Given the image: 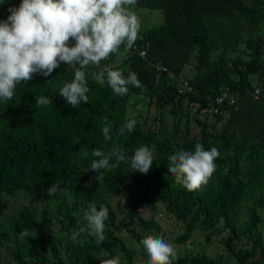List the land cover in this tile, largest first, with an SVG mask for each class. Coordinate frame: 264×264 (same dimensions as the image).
<instances>
[{"label": "trees", "instance_id": "1", "mask_svg": "<svg viewBox=\"0 0 264 264\" xmlns=\"http://www.w3.org/2000/svg\"><path fill=\"white\" fill-rule=\"evenodd\" d=\"M20 3L21 0H0V21L6 20L9 9L18 8ZM136 5L159 10L163 16L161 23L138 34L134 45L146 47L144 56L120 47L128 52L124 76L135 72L143 88L129 86V93L120 97L114 95L107 82L98 84L85 70L90 89L88 103L82 101L73 108L58 92L60 86L74 78V72L61 62L47 77L35 73L31 80L22 81L10 101H0V209L5 207L3 195L17 190L29 194L31 202L49 201L52 196L47 190L57 182L78 202L87 235L82 243L71 245V264H101L99 255L111 256L115 252L123 264H134L131 249L114 228H126L139 243L150 235L145 232L152 225L141 217L143 207L154 209L161 202L167 213L184 224L176 238L179 243L190 238L196 225L206 232V241L221 222L229 232L223 240L228 257L188 252L178 256L173 264H264V240L255 231L261 221L257 208L264 206V194L256 196L264 181V37L257 35L261 27L264 30V0H137ZM240 41L251 52L248 59L229 56L228 52L236 51ZM74 43L70 41L69 46ZM154 63L163 64L174 78L167 71H157ZM188 63H192L193 71L188 80L196 91L179 94L175 78ZM248 74H257L255 85L250 83ZM223 84L236 91L238 98L212 114L222 119V112L227 111L218 142L212 143L209 125L197 119L201 126L199 136L179 134L175 126L172 132L177 140L172 144L161 114L156 116L157 130L143 127L136 120L132 132L118 134L125 123L121 114L123 98L132 92L156 94L161 106L173 104L174 112L185 98L199 101V112L206 106L207 96L217 94ZM256 86L260 88L257 98L251 94ZM40 96L53 103L37 107L36 97ZM104 117L112 125L111 140L104 139ZM197 143L205 150L217 148L220 155L208 183L201 190L189 192L169 173L168 157L175 149L194 151ZM113 145H119L129 158L136 148L155 145L154 161L147 174L130 170L125 163L105 173L102 184L107 191L124 193L117 202L123 212L120 225H116L117 215L110 203L100 194L98 181L92 179L97 173L89 169L96 159L92 151L108 152ZM62 203L70 231H77L74 207ZM89 203H95L98 209L104 205L109 211L105 240L99 245L86 228L84 211ZM241 208H245L247 216L238 223ZM134 223L142 230L131 227ZM6 224H0V248L11 250L12 261L6 264H45L40 253L46 248L53 258L50 264H67L59 254L52 231L54 223L46 208H42L38 218L28 209H20L7 218ZM24 229L36 231L37 237L21 240L19 234ZM242 236L250 238L252 244L237 247L236 241Z\"/></svg>", "mask_w": 264, "mask_h": 264}, {"label": "clouds", "instance_id": "2", "mask_svg": "<svg viewBox=\"0 0 264 264\" xmlns=\"http://www.w3.org/2000/svg\"><path fill=\"white\" fill-rule=\"evenodd\" d=\"M137 0H21L18 8L9 9L10 15L0 21V101H10L17 86L41 73L49 76L64 62L74 72L71 82L58 88L59 94L68 104L77 108L83 101L88 103L86 67H99L102 61L117 53L123 45L132 49L139 38L141 21L131 10ZM74 46H69L70 41ZM78 65V66H77ZM98 84L107 85L114 95L124 97L129 86L143 88L135 72L125 77L121 70L105 65L95 75ZM53 103L46 96L36 97V105ZM140 107V106H138ZM137 124L135 119L127 120L118 129V134L132 132ZM102 129L105 140H111L112 125L104 117ZM155 145H142L129 158L119 145L108 151L95 149V157L89 169L97 173L92 179L101 185L105 173L117 168L120 163L130 170L147 174L154 161ZM87 155V153H85ZM220 153L212 147L205 150L200 143L194 151L181 149L168 157L169 173L187 191L201 190L216 171L215 160ZM115 161L110 163V161ZM91 187V181L87 185ZM60 190L57 182L47 190L49 196ZM124 203V200L122 201ZM109 217L108 208L89 203L84 211L88 234L96 238L99 245L105 240V221ZM55 235L57 229L52 227ZM38 233L24 229L19 238H36ZM79 231H73L71 240L77 242ZM147 253V264H173L178 259L174 246L163 237L147 235L139 242ZM101 264H121L118 256L103 258Z\"/></svg>", "mask_w": 264, "mask_h": 264}, {"label": "rangeland", "instance_id": "3", "mask_svg": "<svg viewBox=\"0 0 264 264\" xmlns=\"http://www.w3.org/2000/svg\"><path fill=\"white\" fill-rule=\"evenodd\" d=\"M247 1L250 2L252 0ZM130 7L141 21L140 30L156 26L163 20L162 13L159 10L141 7L136 4ZM257 35L259 37H264V30L262 27L258 30ZM245 40L246 35L243 36V41ZM127 56L128 52L125 49H120L117 53L112 54L108 58L110 61H102L99 67L90 64L85 70L93 77V79H95V75L98 71H101L105 65H111L114 69L121 70L123 73L126 69ZM189 77L190 75L187 76L185 74L180 77H176V85L179 83L178 80L189 79ZM123 99L124 104L121 107V114L125 122L130 119H135L139 121L141 126L151 127L152 129L157 130L159 121L156 119V116L161 114V120L164 124L165 131L167 132L169 140L172 144H174L177 140L172 132L175 126L177 127L179 134L199 136L201 126L197 119L205 121L209 125V128L211 129L210 135L212 143L218 142L219 140L220 131L222 130V124L220 122L221 119L214 117L209 111L204 110V108L197 112L200 105L199 101H192L185 98L182 100V103L176 112H174L173 104L161 106L157 100L156 94L149 96L143 93L133 94L132 92L129 97ZM174 147L175 146H173V148ZM175 153L176 149L173 154ZM97 187L100 194L110 203L111 207L115 211L117 215L116 225H120L123 212L119 211L117 202L124 198V193L108 192L105 186L103 184L100 185L99 182L97 183ZM29 199L30 195L21 190L14 191L11 194H4L2 202L5 207L0 209V224L3 227H6L7 218L12 214L17 213L20 209H28L35 215V217L38 218L42 208H46L52 217L54 227L57 229V232L55 233V240L58 246L59 254L65 263L71 264V245L80 244L87 238V235L83 231L85 229V225L82 222V213L78 202L70 193L61 188L51 197L49 201L39 200L31 202ZM63 201H65L68 206L74 207L72 214L77 222V231L81 233V235L77 238L76 243H73L70 238L72 232L70 231L68 221L64 216L65 207L62 203ZM140 215L143 219L150 221L152 224L150 229L145 233L163 237L166 241L170 242L176 249L177 256L191 252L195 254H205L209 257H228L223 240L229 235V232L227 229L223 228L222 222L217 225L216 230L209 241H206L205 239L206 232L196 225L190 238L186 242L179 243L176 238L181 234L184 224L181 220L175 218L174 215L167 213L164 209L163 203L157 202L154 209L144 206ZM238 216V223L244 221L247 216L245 208L240 209ZM137 223L132 224L131 227H134L137 230H142L140 225ZM255 231H259L260 234H262L261 241L263 242L264 223H259V229L257 227ZM114 232L116 235L121 237L126 245L131 249L134 264H147L148 256L146 251L140 243H137L136 240L131 237L126 228H114ZM251 244L252 240L247 236H242L236 241L237 247H245L246 245L250 246ZM9 252L11 253V250L8 247L7 249L0 248V264H6L12 261V257H10ZM116 256L119 257L118 252H115L111 256L109 254H101L98 258L101 261L103 258H112ZM40 258L45 264H50L53 259L50 250L47 248L40 253ZM121 264L123 263L121 262Z\"/></svg>", "mask_w": 264, "mask_h": 264}, {"label": "built area", "instance_id": "4", "mask_svg": "<svg viewBox=\"0 0 264 264\" xmlns=\"http://www.w3.org/2000/svg\"><path fill=\"white\" fill-rule=\"evenodd\" d=\"M132 50L137 54L144 56L146 53V47L138 48L137 46H133ZM261 56L264 61V44L262 46ZM154 67L157 71H167L171 78L174 75L168 71V69L161 63H154ZM262 78L264 79V69L262 72ZM179 83L177 84V92L179 94L182 93H195L196 88L191 85L188 79H180L178 80ZM260 93V88L256 86L253 91L252 95L257 98ZM238 98V93L234 91L230 86L223 84L220 86L219 92L215 95H208L207 96V104L204 107V110L210 112V114L219 113L220 110L232 105Z\"/></svg>", "mask_w": 264, "mask_h": 264}, {"label": "crops", "instance_id": "5", "mask_svg": "<svg viewBox=\"0 0 264 264\" xmlns=\"http://www.w3.org/2000/svg\"><path fill=\"white\" fill-rule=\"evenodd\" d=\"M161 12V11H160ZM162 13V12H161ZM230 55L229 56H239L242 59H248L250 57V50L247 48V46L245 45V43L241 42L238 44V49L236 51H229L228 52ZM183 74L185 75H190L192 76L193 71H192V63H188L186 64L182 71L181 74L178 76H182ZM248 79L250 81L251 84L255 85L258 82L257 79V74H248ZM224 112V113H223ZM222 114L224 115L223 117L225 118L227 116V111H223ZM222 118L220 121L221 123L224 121ZM262 186L260 187V189H258L256 196H261L262 194H264V181L261 182ZM257 212L259 214V216L261 217V221L259 223H264V206L257 208ZM259 223H258V229H259Z\"/></svg>", "mask_w": 264, "mask_h": 264}]
</instances>
